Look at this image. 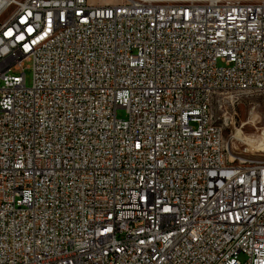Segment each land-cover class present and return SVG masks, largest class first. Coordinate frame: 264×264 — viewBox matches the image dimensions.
<instances>
[{
	"label": "built area",
	"instance_id": "obj_1",
	"mask_svg": "<svg viewBox=\"0 0 264 264\" xmlns=\"http://www.w3.org/2000/svg\"><path fill=\"white\" fill-rule=\"evenodd\" d=\"M245 84L264 0L0 1V264H264V169L204 126Z\"/></svg>",
	"mask_w": 264,
	"mask_h": 264
},
{
	"label": "rangeland",
	"instance_id": "obj_2",
	"mask_svg": "<svg viewBox=\"0 0 264 264\" xmlns=\"http://www.w3.org/2000/svg\"><path fill=\"white\" fill-rule=\"evenodd\" d=\"M94 3H119L122 0H91ZM24 75L26 85L29 86L32 80L31 64L24 63ZM230 96V95H228ZM221 97L218 96L212 106L211 112L217 123L224 125L223 146L228 158L237 163L240 159L246 163L264 162V151L258 152L249 143L250 139H264V93L258 95H235L232 98H239L241 101L235 106L234 113L226 114L227 121H217L216 118L222 117L223 110L220 109ZM116 116L125 118L124 109H117ZM229 146V147H228ZM230 148V150H229ZM234 154V155H231ZM240 261H244V255H240Z\"/></svg>",
	"mask_w": 264,
	"mask_h": 264
},
{
	"label": "bare ground",
	"instance_id": "obj_3",
	"mask_svg": "<svg viewBox=\"0 0 264 264\" xmlns=\"http://www.w3.org/2000/svg\"><path fill=\"white\" fill-rule=\"evenodd\" d=\"M0 1L2 2L3 0H0ZM5 1L6 0H4V2ZM252 92H264V85L245 84V92H243V90L238 88V86H229L228 95L230 96H228V98H232L235 95H249V93H252ZM220 95H226V86H218L217 88H214L213 93L210 94L209 105H205V111H204V126H206L208 131L217 130V138H216V143H215L216 158L221 159V165L223 168H229V169L247 168L250 170L264 169V162L246 163L244 162L246 160L240 159V162L235 163L228 158L225 152L224 146H223L224 125L217 123L211 112V106L214 100ZM225 98L226 97H221V99H225ZM247 143L253 146V148H255L256 151L258 152L264 151V139H258V140L250 139V142H247Z\"/></svg>",
	"mask_w": 264,
	"mask_h": 264
}]
</instances>
